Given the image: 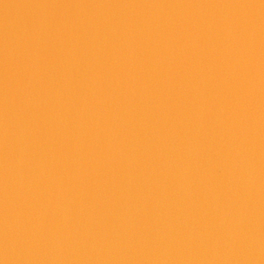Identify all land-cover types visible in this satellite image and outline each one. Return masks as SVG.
<instances>
[{"label":"water","instance_id":"water-1","mask_svg":"<svg viewBox=\"0 0 264 264\" xmlns=\"http://www.w3.org/2000/svg\"><path fill=\"white\" fill-rule=\"evenodd\" d=\"M5 264H264V0H0Z\"/></svg>","mask_w":264,"mask_h":264},{"label":"clouds","instance_id":"clouds-1","mask_svg":"<svg viewBox=\"0 0 264 264\" xmlns=\"http://www.w3.org/2000/svg\"><path fill=\"white\" fill-rule=\"evenodd\" d=\"M0 264H5V261L0 259Z\"/></svg>","mask_w":264,"mask_h":264}]
</instances>
